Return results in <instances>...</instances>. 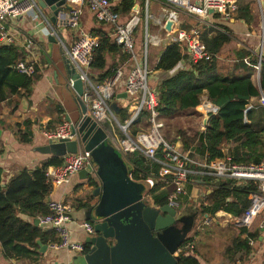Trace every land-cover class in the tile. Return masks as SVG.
Returning <instances> with one entry per match:
<instances>
[{"label": "trees", "instance_id": "16d2710c", "mask_svg": "<svg viewBox=\"0 0 264 264\" xmlns=\"http://www.w3.org/2000/svg\"><path fill=\"white\" fill-rule=\"evenodd\" d=\"M137 1L122 0L116 11L130 12ZM240 11L241 17L249 22L252 10L247 6ZM222 29L212 28L202 33V41L210 58L192 66L191 69L179 71L157 87L156 109L162 119L172 118L181 112L198 107L202 95L207 92L210 103L218 108L217 112L211 114L205 130L191 136L180 129L175 142L181 140L184 150L191 151L192 156L199 155L201 159L212 161L229 155L237 163L258 164L264 160V107L255 103L247 110L251 99L260 96V90L252 80L258 58L250 52L239 51V60L244 61L246 57H250V64L245 62L240 64L242 66L240 68L243 69L241 75L236 74L239 67L236 65L233 73L223 74L218 67L217 55L233 38L230 36L232 32L229 28L223 26ZM93 35L99 37L100 45L94 52L91 67L103 70L106 67L105 54L115 51L119 46L105 32H96ZM185 49L177 43L169 44L163 50L156 68L173 69L187 58ZM21 55L17 46L0 43V103L9 101L15 95L27 98L32 91L33 77L19 73L16 68ZM261 88L264 90V60L261 66ZM120 116L122 123L127 122L130 119L128 109H121ZM150 116L151 112L148 109L141 111L138 120L131 125L133 136L138 134L141 124L149 126ZM246 118L249 122H246ZM25 123L30 126L33 122L26 120ZM30 134L31 132L28 133ZM25 140L30 139L27 136ZM232 141L238 144L226 153L225 146ZM125 158L135 167L133 174L135 179H146L152 175L159 177L160 165L149 160L143 153L129 152ZM61 164L62 157L51 156L32 172L28 168L21 169L8 183H5V173L0 167V244L6 255L32 258L40 248L38 240L43 244L58 240L53 229L44 230L34 222L24 220L21 215L36 219L49 213L48 198L54 188L48 181L46 171L50 166ZM199 180H202L209 190L202 200V211L208 215L224 210L236 217L241 216L251 205V193L257 191V186L253 182L240 183L233 179H225L217 183L210 177L193 174L186 184L188 194L181 195V206L177 210L183 205L182 197L190 200L189 195L193 188L199 185ZM90 185L96 187L98 183L92 180ZM174 191V185L159 181L149 190L148 201L156 207L165 206L169 204L170 195ZM78 207L89 208L90 204L78 200ZM261 232L260 227L253 230L241 227L240 235L227 247L226 255L229 260H234L239 255L242 260H247L254 249L250 245V240L259 241ZM244 234L247 237L242 238ZM195 241L193 235L179 242L176 249V264H201L193 248ZM89 249L87 245V250Z\"/></svg>", "mask_w": 264, "mask_h": 264}, {"label": "crops", "instance_id": "0c3cea01", "mask_svg": "<svg viewBox=\"0 0 264 264\" xmlns=\"http://www.w3.org/2000/svg\"><path fill=\"white\" fill-rule=\"evenodd\" d=\"M20 1H22L26 10L17 20L9 21V27L14 39V41L10 44L17 46L20 49L22 54L21 59L35 61L39 66V72L33 77L34 81L32 91L27 98L15 95L9 101H3L0 103V167L3 168L5 173V183H8V181L21 169L28 168L32 172L40 167L42 162L51 157V155H45L35 151L36 147L48 143V139L45 135L47 132L56 130L65 120H68V117L75 125L79 124L83 117L81 104L78 98L74 96L75 93L73 94V90H71L68 86V79L71 74L68 73L69 70L65 62L66 54L60 40H58L59 44H54L52 55L49 57V60L46 57L49 45V34L54 32L58 35L59 33L61 39L67 44V46H71L82 33H89L93 35V33L102 31L111 38L110 26L98 23L93 12L88 6L84 7L83 14L80 18L79 28L75 29L69 26H62V19H59L58 24L54 25L51 19L47 17V11L40 9L33 0ZM121 1L122 0H115L111 2L112 7L116 10V7L121 3ZM155 1L159 4L162 3L161 0ZM251 2H256V4H258V9L253 8L252 4L247 5ZM29 3L32 4V8H28ZM149 4V0H138L132 11L119 12V14L120 22L126 23L133 14L139 16V12L142 15V18L139 16L140 21L141 19L143 21L145 20V24L147 23V15L149 14L148 31H146L147 27L145 25L146 44L145 42L139 43L136 53L142 65L147 66L150 71L148 85L152 90L156 91L157 87L163 81L173 77L183 69H191L192 65L189 63L187 49H185L187 58L180 61V63H178V65L173 69L158 70L156 68L163 50L171 43L167 41V37H162L163 40H158L157 38V43L155 42L152 44L150 38L153 35H150V25L154 20L155 14H151L150 16ZM67 6L68 7H64L63 10L66 12V16L68 17L70 7L69 5ZM247 6L250 10H252V17L249 22L245 18L241 17L240 11L241 8H246ZM258 13L260 14L261 21L260 19L258 20ZM193 21L194 20L186 17L184 14L181 26L186 29H190L191 24L194 23ZM205 21L206 23L202 24V33L212 28L215 30H223V26L229 28L232 32L230 36L233 40L224 47L219 55H217L218 67L220 68V71L225 75L231 74L236 69V66H239L236 74H243V69L240 68L242 67L240 64L243 62L250 64V57H246L244 61H240L238 58L240 56L238 54H240L239 51L245 53L250 52L258 58V63L255 66L252 80L254 85H256L259 90L262 89L259 83L261 81L262 61L264 60V43L261 39L262 10L259 3L256 0H242L239 4L238 12L233 18L225 20L220 15L213 14ZM155 23L156 25H160V19L157 18ZM52 27H54V29ZM63 28H66L63 32L65 39L62 37L63 34H61V29ZM153 37H155V35ZM149 45L152 47L151 52H149ZM182 46L186 48L184 45ZM105 58V69L99 70L90 67L88 69L89 77L92 82L99 83L105 80L108 76L112 75L117 68H121L124 75L121 84L115 88L116 95L113 102H117L119 106L118 113L116 115L119 121H121V109H128V113L131 118L138 102L141 100L140 95H134V98L130 100V95L132 94L127 92L128 89L126 86V81L135 63L130 60V56L121 47H117L115 51L107 52L105 54ZM260 58H262L261 65H259ZM61 82L65 83L64 85H66L69 91L60 87ZM149 82H151V84ZM24 99L28 104L27 109L24 108ZM256 100L257 97H253L251 99L252 102H256ZM207 109H214L212 114H215L218 110L215 105L210 103L209 95L205 92L201 97V104L198 107L181 112L172 118H168L167 120L173 121V123H177L178 125L181 124L177 130L179 131L180 129H183L191 135V130L189 129L190 126H195L200 118L203 129H206L203 122L205 117L204 111ZM26 120H32L33 123L29 126L25 123ZM164 120L165 119H162L160 115V121L164 123ZM245 120L246 122H249L247 118ZM149 131L150 127L148 133ZM29 132H31L30 135H28ZM142 133L145 132L143 131L138 134ZM161 135L165 141H167L162 132ZM27 136L30 139L29 141L25 140ZM169 143L176 144L180 148L183 146L181 140ZM235 143V145L238 144V142ZM96 182L100 184L98 179H96ZM84 186L87 187L84 188ZM206 186L207 185L204 184L202 180H199V185L193 188L191 194L197 199V191H202V188H206ZM53 188L54 191L49 197L51 200H64L66 203L74 206V218L78 220H89L88 208L78 207V200L84 203L89 202L90 206L95 204L98 200L96 197L90 198L93 189L88 188L87 182L80 180L78 174H76L72 177L69 183ZM208 191L209 190L207 189L206 193H208ZM199 195H201V193ZM194 198H190V200H195ZM181 199L183 200L185 198L182 197ZM177 211L178 224L181 231L184 232L185 226L181 224L183 218L182 214H185L183 211V205ZM205 215L208 214H204L203 216ZM21 217L26 221L35 223V219H31L27 215L22 214ZM40 217L41 216L38 218ZM229 224L242 227L237 223ZM229 224L223 226L227 227ZM39 227L44 230L52 229L49 227H43L41 224H39ZM194 235L197 236V239L198 237L200 238V246H196V244H194L193 248L195 249V253L201 264L202 262L203 264H264L263 229L260 240L256 241L252 254L245 261L241 259V255L236 257L234 260H229L226 255V251H215L214 247L219 240L210 238L208 234ZM239 235L240 232L239 234H229V238H227L226 241L227 245H230L233 239ZM86 237L87 235L83 232V230L76 229L73 232L74 240L85 242ZM186 237H190L189 233L184 236V238ZM245 237H247L246 234L242 235V238ZM46 245L48 246L49 243ZM204 247L205 249H203ZM211 247H213L212 250ZM39 250L32 258H21L6 255L4 248L0 244V264H71L73 258L76 256L75 254L62 249L50 250L48 247L45 253H42ZM207 254H209L208 258L203 260L201 256H205ZM206 257L207 256H205V258Z\"/></svg>", "mask_w": 264, "mask_h": 264}, {"label": "built area", "instance_id": "2783aa9c", "mask_svg": "<svg viewBox=\"0 0 264 264\" xmlns=\"http://www.w3.org/2000/svg\"><path fill=\"white\" fill-rule=\"evenodd\" d=\"M241 1L161 0L164 5L165 19L160 23V26L165 31L169 43H177L186 47L189 63L194 66L210 58L207 47L202 41V24L206 23L205 20L213 14L220 15L225 20L233 18L238 12ZM256 1L262 10L261 39L264 43V0ZM66 4L70 7V13L68 17L61 20L62 26L79 28L83 9L88 6L98 23L110 26L112 41L121 47L130 56V60L135 63L126 81V86L129 94L140 95L141 100L130 120L137 121L143 109H148L151 116L149 118V133L133 136L129 133L131 121L122 123L117 117H114L111 109V103L116 95L115 88L121 84L123 79V70L117 68L111 76L99 83L92 82L89 77L88 69L92 65L94 52L100 45V39L92 34L82 33L71 46H67L62 39H59L66 56L77 71V77L68 79V86L78 96L79 101L86 106L87 111L85 114L82 112L83 116L90 115L97 122H101L107 117H113L122 134L119 137L120 144H115L118 151L124 157L129 152H140L149 160L160 165L159 177L152 175L146 179H137L145 183L146 196L149 197V190L154 188L159 181L172 184L175 186V191L170 195L169 204L177 209L181 206V195L188 194L186 184L193 174L210 177L217 183L225 179H233L240 183L253 182L257 186V191L251 193V205L241 216L236 217L220 210L214 215L203 216V224L210 226L214 221L223 225L237 223L248 230H253L256 220L262 217L259 227L264 230V160L258 164L237 163L231 156L226 155L223 158L209 161L192 156L191 151H185L176 144L165 141L162 137L161 129L164 127V123L160 121V113L156 109L158 105L157 93L148 85L150 71L139 61L134 48V33L140 24V17L135 15L126 23H121L119 12L112 7L109 0H66ZM32 7V4L29 3L28 8ZM25 10L20 0H0V43L8 45L14 41L9 21L17 20ZM184 14L194 20V25L191 24L190 29L181 26ZM168 19L174 21L171 31L165 29ZM150 39H155V37L152 36ZM16 68L19 73L28 77H34L39 72L38 64L26 59L19 60ZM77 80L83 82L82 95H78L75 91L74 86ZM260 92L259 98L256 102L251 101L247 110L251 109L255 103L264 106V90L260 89ZM74 125L72 121L65 120L56 130L45 134L48 142L76 140L77 136L73 133ZM91 161L90 151L79 149L77 153L68 154L62 157L61 165L48 167L46 171L48 181L53 187L67 184ZM189 198H194V195L190 194ZM194 199L196 200V197ZM48 207L49 213L39 218V224L52 228L57 234L58 240L49 242V249H62L75 255H85L88 252L87 244L84 241L74 240L73 232L80 229L87 236H92L95 234L94 223L91 220L74 218V206L64 200H51L48 202ZM255 244L256 241L251 239L250 245L254 247Z\"/></svg>", "mask_w": 264, "mask_h": 264}, {"label": "water", "instance_id": "95a60500", "mask_svg": "<svg viewBox=\"0 0 264 264\" xmlns=\"http://www.w3.org/2000/svg\"><path fill=\"white\" fill-rule=\"evenodd\" d=\"M33 1L40 9L47 11V17L54 25L58 24L59 19L66 17L63 10L68 7L66 0ZM148 22L149 14L146 31ZM173 25L174 21L168 19L165 29L171 31ZM48 39L46 57L49 60L54 44L58 43V37L56 33L51 32ZM261 61L262 58L259 65ZM65 62L68 73L71 74L70 78L77 77L76 68L67 56ZM259 85L261 87V81ZM83 86L82 81H76L74 88L78 95L83 94ZM74 96L78 98L76 94ZM23 104L27 109L25 99ZM80 104L85 114L87 108L83 103ZM118 108L117 102L111 103L114 117ZM213 111L214 109L204 111L205 128ZM130 121L131 124L135 122ZM115 124L113 117L97 122L90 115H84L79 124L73 127L76 140L49 141L35 148L37 152L57 157L77 153L79 149L90 151L92 155V161L78 176L80 180L88 183V188L93 189L92 195L98 198L97 202L88 208V219L95 225V234L85 239L89 251L85 255H76L71 264H176V249L183 239L179 240L178 235L182 232L178 224V211L170 204L156 207L148 201L145 183L134 178V165L116 148L115 144H120V139ZM96 179L100 184L91 186L90 182ZM202 189L200 200L206 195V189ZM50 201L48 198V202ZM35 225L39 226V218L35 219ZM38 243L39 251L45 253L48 246L40 240Z\"/></svg>", "mask_w": 264, "mask_h": 264}, {"label": "rangeland", "instance_id": "374dc122", "mask_svg": "<svg viewBox=\"0 0 264 264\" xmlns=\"http://www.w3.org/2000/svg\"><path fill=\"white\" fill-rule=\"evenodd\" d=\"M149 3H150L149 4L150 16H151V14H155L154 20H153V22H151V25H150V31H151L150 35H153V36L155 35V39H152L151 42H157L158 40H161V39L163 40V38L166 37L165 31L161 28L160 25H158V24L156 25V23H155L157 18L160 19V23L164 21V19H165L164 18L165 15H163L164 5H163V3L159 4L155 0H149ZM251 4H252L253 8L258 9V4H256V2H251V3H248L247 5H251ZM138 15L142 18L141 13L138 12ZM257 15H258V20L260 19V21H261L260 14L258 13ZM133 16H135V15L133 14L130 18H132ZM153 23H155V24H153ZM145 25H146L145 20L143 21L141 19L140 24L138 25V27L134 33V41H135L134 48L136 51L138 50L139 43L145 42V44H146ZM65 30H66V28L61 29V34H63L62 35L63 38L65 36L63 33ZM57 37H58V40L61 39V36L59 33H58ZM157 38H158V40H157ZM143 39H144V41H143ZM151 48L152 47L150 46L149 52H151ZM63 49H64V47H63ZM149 83L151 84V82H149ZM64 84L65 83L61 82L60 87L67 89L66 85H64ZM133 98H134V95H130V100H132ZM201 123H202V121L200 118L198 120V123L195 126H190L189 129L191 130L190 131L191 136H193V135L204 130L203 125H201ZM180 125H178L177 123H173V121H169L167 119L164 120V127L161 130V132L163 135H165V138L168 142H173V143L175 142V139L177 138V135H178L177 129H179ZM115 127H116V132H117L118 136L119 137L122 136L121 130L119 129V126H117V124H115ZM149 127H150V124L147 127H145L143 124H141L139 126V129L140 128L141 129L139 130L138 133L143 132V131L145 133H148ZM129 133L132 134L131 126L129 129ZM235 144H236L235 142H230L229 144H227L225 146V152L227 153L230 146L232 148ZM182 148H183V146H182ZM197 157L201 158L199 155H197ZM205 189L206 188H204V190ZM202 191H197V195H196L197 199L196 200H189V199H183L182 200L183 211L185 212V214H182L183 218L182 217H180V218H182L181 224L185 226L184 230L186 232L184 231V232H180L178 234L179 240L184 238V236L188 233H189V236H192L194 234H199V235L200 234H208V236L210 238H214L216 240H219V242L214 247L215 251H217V252H219L220 250L226 251L227 247H228L226 241H227V238H229V234H237V233L239 234L241 227L236 226L234 224H229L227 227H224L223 224H218L215 221L210 226L204 225L203 221H202L203 215H204V213L202 211L203 210L202 209V200H200L201 195H199L200 193H202ZM206 191H207V189H206ZM147 199H148V197H147ZM262 219H263L262 217H259L256 220L254 228L259 227ZM195 238H196L195 244L197 246L200 244V242H199L200 238L198 237V239H197V236H195ZM203 249H205V247ZM212 249H213V247H211V250ZM208 255L209 254L205 255V256H207L206 258H205V256H201V258L203 260H206L208 258ZM202 264H203V262H202Z\"/></svg>", "mask_w": 264, "mask_h": 264}, {"label": "flooded vegetation", "instance_id": "af4514ba", "mask_svg": "<svg viewBox=\"0 0 264 264\" xmlns=\"http://www.w3.org/2000/svg\"><path fill=\"white\" fill-rule=\"evenodd\" d=\"M90 220V219H89Z\"/></svg>", "mask_w": 264, "mask_h": 264}]
</instances>
